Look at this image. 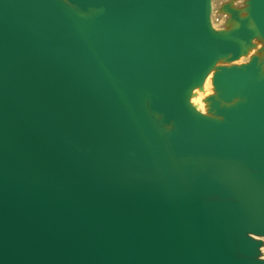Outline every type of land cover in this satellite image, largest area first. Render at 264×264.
Returning <instances> with one entry per match:
<instances>
[{"label": "water", "instance_id": "95a60500", "mask_svg": "<svg viewBox=\"0 0 264 264\" xmlns=\"http://www.w3.org/2000/svg\"><path fill=\"white\" fill-rule=\"evenodd\" d=\"M248 4L0 0V264H264V69L188 101L264 50Z\"/></svg>", "mask_w": 264, "mask_h": 264}, {"label": "bare ground", "instance_id": "6f19581e", "mask_svg": "<svg viewBox=\"0 0 264 264\" xmlns=\"http://www.w3.org/2000/svg\"><path fill=\"white\" fill-rule=\"evenodd\" d=\"M213 1L214 0H210V12H209L208 17H210V15H211ZM227 5L228 6H224V5H223V7L220 6V9H221L220 12H221V15L222 16L224 15L225 18L228 20L227 24L230 27L228 29H231L234 26H237L238 25V23H239L238 21L239 20L236 17L231 16L230 12L234 9L237 12V17H239V18L244 17V15L247 12V6H249V4H248V1H247L246 2V6L244 8V14H242V12H241L242 10H240L239 8H237V7L234 6L233 2H230ZM222 8L225 10V12L227 14L224 12V10H222ZM210 25H211V27L213 29H215L214 26H213V24H212L211 18H210ZM228 29H224V30L226 31ZM215 30L218 31V32L219 31H222V30H217V29H215ZM257 39H259V40L262 41V37H261L260 34L254 35L251 38L250 44L246 47L245 52L237 53L236 56L234 57V59H232L231 61H228L225 57H221V58L217 59L216 62H215V64H214V66L205 75V77L203 78V80L200 83V85H197V86L193 87V89L191 90L190 95L188 97L189 103L191 105H193L199 111H202V112H205V113H208V114H212L211 111H210V108H209L210 107V105H209L210 101L206 97L210 93H213L214 92V94H215L214 87L211 84V76H212V73L215 71V69H216V67H217L218 64H222L221 62H224L226 65H228L230 63H233V64L234 63H237L238 64V63H240V61L242 59H244V57H250L252 54L256 53L255 52V49L256 48H259V47H260V51L262 50L264 52V50L262 49V47L256 41ZM235 47H236V49L238 48V42H235ZM256 57H257V60L259 61L260 65H261V67L264 69V56H262V55H260V54L257 53L256 54ZM210 88L212 89V92H209L208 91V89H210ZM214 94H212V95H214ZM207 106H208V108H207ZM259 251H260V256L264 257V244H262L259 247Z\"/></svg>", "mask_w": 264, "mask_h": 264}, {"label": "rangeland", "instance_id": "374dc122", "mask_svg": "<svg viewBox=\"0 0 264 264\" xmlns=\"http://www.w3.org/2000/svg\"><path fill=\"white\" fill-rule=\"evenodd\" d=\"M248 0H214L213 1V6H212V11H211V15H210V18H211V20H212V24H213V26H214V28L215 29H217V30H221V29H228V28H230L229 26H228V24H227V22H228V20L225 18V16L223 15H221V9H220V6L221 7H223V5L226 3V4H229L230 2H233V4H234V6L235 7H237V8H239L240 10H242L241 12H242V14H244V8H245V6H246V2H247ZM232 4V3H231ZM230 4V5H231ZM222 10H224L223 8H222ZM224 12H225V10H224ZM226 13V12H225ZM227 14V13H226ZM234 22V21H233ZM258 43H259V45L260 46H262V41L261 40H259V39H257L256 40ZM255 52L256 53H254V55H256L257 53L258 54H260V55H262V56H264V52L261 50L260 51V47L259 48H256L255 49ZM253 55V54H252ZM251 57V56H250ZM250 57H244V59H242L241 61H240V63L241 62H246V61H248L249 59H250ZM222 64H225L224 62H221ZM209 88V87H208ZM208 91L209 92H212V89L210 88V89H208ZM210 94H214V92L213 93H210ZM209 95V94H208ZM207 95V96H208ZM206 96V97H207ZM205 102V101H204ZM206 103V102H205ZM207 108H208V106H207ZM206 108V109H207Z\"/></svg>", "mask_w": 264, "mask_h": 264}]
</instances>
